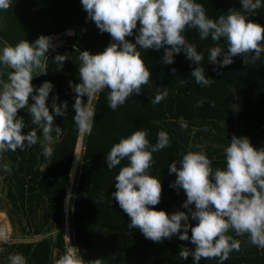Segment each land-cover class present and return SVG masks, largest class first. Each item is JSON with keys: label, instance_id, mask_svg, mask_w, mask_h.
<instances>
[{"label": "trees", "instance_id": "trees-1", "mask_svg": "<svg viewBox=\"0 0 264 264\" xmlns=\"http://www.w3.org/2000/svg\"><path fill=\"white\" fill-rule=\"evenodd\" d=\"M197 2L212 19L231 9H242L240 0ZM248 19L264 25V6ZM133 33L126 39L135 43V29ZM40 35H50L54 41L64 35V40L53 41L57 47L46 53V74L33 77L31 82L38 87L50 81L54 87L46 103L50 106L53 96L58 95L57 103L67 101L68 107L63 116H54L53 123L61 127L62 133L59 137L52 133L51 157L42 154V130L31 123V116L24 109L18 111L25 122L23 132L35 129L39 139L31 149L3 153L2 163L11 171H0L8 188L6 199L0 194V211L7 212L12 227L22 237L39 239L1 242L0 264H9L10 253L23 254L27 264H56L70 247L67 227L73 251L81 255V264H97V260L98 264H193L191 255L186 260L178 256L182 247L194 249L190 241L173 236L153 242L138 228H128L130 218L111 197L116 190L114 177L127 161L109 171L106 155L121 137L136 130H147L151 144L156 143L158 131H166L170 146L153 153L155 163L149 170L162 184L160 202L151 207L168 214L189 213L182 207L186 200L183 189L170 186L176 176L169 173L168 165L187 151L197 150L190 149V145H201L212 160V167L221 169L225 167L223 150L233 135L249 138L256 149L264 148V54L253 65H245L241 57L235 56L233 63L218 74L207 61L208 49L213 46L211 38L201 41L195 29H188L187 40L196 44L197 52H203L200 66L212 81L210 85L204 87L194 82L190 73L197 65L186 59L183 52L174 56L173 64L165 65L164 49L140 50L151 73L149 84L115 111L107 107V89L91 101L82 97L95 112L91 132L82 133L73 121L76 93L69 86V81L73 85L80 82L79 52L97 54L115 41L87 19L80 0H12L9 9L0 12V44L15 45L23 39L33 42ZM219 43L225 46L223 38ZM57 54L68 55L62 66L53 61ZM165 87L168 96L159 104H151L157 90ZM198 100L204 101L201 107L196 106ZM180 117L188 124L184 130L179 125ZM189 223L195 226L197 222L190 219ZM229 234L241 243L239 251L230 253L224 264H264V249L252 245L246 235ZM198 264L217 261L201 258Z\"/></svg>", "mask_w": 264, "mask_h": 264}, {"label": "clouds", "instance_id": "clouds-1", "mask_svg": "<svg viewBox=\"0 0 264 264\" xmlns=\"http://www.w3.org/2000/svg\"><path fill=\"white\" fill-rule=\"evenodd\" d=\"M11 3L12 0H0V12L9 9ZM80 3L87 19L115 41L97 54L87 50L79 52L80 82L73 85L69 81V86L76 93L73 121L82 133L91 132L95 115L90 103L83 102L82 97L91 101L107 89V107L115 111L149 84L151 73L140 50L164 49L165 65L173 64L174 56L183 52L186 59L197 65L190 73L194 82L204 87L210 85L212 81L200 66L203 52H197L196 44L187 40L188 29H195L201 41L211 38L213 46L208 49L207 61L215 66L213 70L218 74L233 63L235 56L241 57L245 65H253L264 54V25L248 19L264 6V0H240L241 10L231 9L215 19L207 16L197 0H80ZM134 29L135 43H132L126 37L133 36ZM221 38L224 47L219 43ZM53 41L50 35H40L33 42L23 39L15 45L0 44V154L17 149L25 151L38 142L35 129L27 134L23 132L25 122L18 115L20 109L30 114L31 123L42 130L43 156L51 157L53 153L44 141L52 140V133L56 137L61 135V127L53 123L54 116H63L68 104L67 101L57 103L59 97L54 95L49 106L46 102L54 85L44 81L37 87L31 82L33 77L46 74V53L57 47ZM66 59L67 54H57L53 61L62 66ZM167 96V87L158 89L151 104H159ZM203 103L198 100L196 106L201 107ZM179 125L181 130L188 127L183 117ZM195 131L192 130V135ZM169 146V134L164 130L158 131L155 144L150 143L147 130H136L121 137L107 153L109 171L127 161L114 177L116 190L111 197L130 218L128 228H138L153 242L173 236L190 241L194 249L182 247L178 256L186 260L191 255L193 264H198L201 258L224 264L230 253L239 251L241 243L229 233L236 237L246 235L252 245L264 249V148L256 149L249 138L233 135L223 150L225 167L221 169L212 167V160L201 145H190V149L197 150L187 151L168 165L169 173L176 176L170 186L183 189L186 200L182 207L189 210V215L184 211L168 214L151 207L160 202L162 192L160 179L149 172L155 163L153 153ZM0 171L11 169L0 163ZM193 205L194 208L190 207ZM190 219L197 222L195 226L189 223ZM72 249L69 247L56 264H81L80 253ZM7 259L9 264H27L20 253H10Z\"/></svg>", "mask_w": 264, "mask_h": 264}, {"label": "rangeland", "instance_id": "rangeland-1", "mask_svg": "<svg viewBox=\"0 0 264 264\" xmlns=\"http://www.w3.org/2000/svg\"><path fill=\"white\" fill-rule=\"evenodd\" d=\"M67 34V33H66ZM64 35L58 36L54 42L60 43L64 40ZM31 97V94H30ZM29 103H32V100L30 98ZM45 143H48L50 147L54 145V142L52 140L50 141H45ZM2 157L3 154H0V163H2ZM7 186L3 182L2 178H0V194L2 197L6 199V194H7ZM1 216H0V243L4 241H9V242H16V241H23V240H36L39 239V237L36 238H24L20 235L19 231L15 230L9 220V217L7 215V212L5 210L0 211ZM3 216V217H2ZM5 232V233H3ZM69 232V230L67 231ZM70 235V233H69ZM68 237V236H67Z\"/></svg>", "mask_w": 264, "mask_h": 264}, {"label": "water", "instance_id": "water-1", "mask_svg": "<svg viewBox=\"0 0 264 264\" xmlns=\"http://www.w3.org/2000/svg\"><path fill=\"white\" fill-rule=\"evenodd\" d=\"M69 229H68V227H67V231H68ZM68 242H69V245H70V247H72L71 246V239H70V235H69V232H68ZM73 250V249H72Z\"/></svg>", "mask_w": 264, "mask_h": 264}, {"label": "bare ground", "instance_id": "bare-ground-1", "mask_svg": "<svg viewBox=\"0 0 264 264\" xmlns=\"http://www.w3.org/2000/svg\"><path fill=\"white\" fill-rule=\"evenodd\" d=\"M0 216H1V212H0ZM3 217V216H2Z\"/></svg>", "mask_w": 264, "mask_h": 264}, {"label": "built area", "instance_id": "built-area-1", "mask_svg": "<svg viewBox=\"0 0 264 264\" xmlns=\"http://www.w3.org/2000/svg\"><path fill=\"white\" fill-rule=\"evenodd\" d=\"M3 233H5V232H3Z\"/></svg>", "mask_w": 264, "mask_h": 264}]
</instances>
